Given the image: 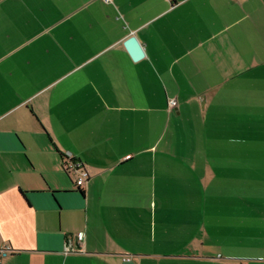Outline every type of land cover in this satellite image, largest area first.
Instances as JSON below:
<instances>
[{"label":"crops","instance_id":"0c3cea01","mask_svg":"<svg viewBox=\"0 0 264 264\" xmlns=\"http://www.w3.org/2000/svg\"><path fill=\"white\" fill-rule=\"evenodd\" d=\"M2 250L264 264V0H0Z\"/></svg>","mask_w":264,"mask_h":264},{"label":"built area","instance_id":"2783aa9c","mask_svg":"<svg viewBox=\"0 0 264 264\" xmlns=\"http://www.w3.org/2000/svg\"><path fill=\"white\" fill-rule=\"evenodd\" d=\"M106 2H110V0H105ZM177 106L176 100H171L169 103V108L174 109ZM130 159V157L126 158ZM63 169L66 174L69 176H75L76 185L79 189L85 187L86 181L89 178V173L85 167V165L75 159L71 153H66L64 155ZM81 243L77 247L67 246L66 253H74L82 250V236L80 239ZM1 254L7 253L6 250H2Z\"/></svg>","mask_w":264,"mask_h":264},{"label":"water","instance_id":"95a60500","mask_svg":"<svg viewBox=\"0 0 264 264\" xmlns=\"http://www.w3.org/2000/svg\"><path fill=\"white\" fill-rule=\"evenodd\" d=\"M125 46L135 61H139L144 58L145 54L143 48L136 38H129L126 41Z\"/></svg>","mask_w":264,"mask_h":264}]
</instances>
